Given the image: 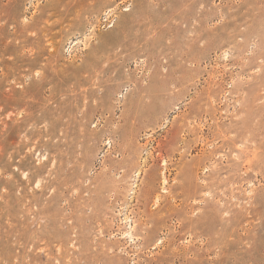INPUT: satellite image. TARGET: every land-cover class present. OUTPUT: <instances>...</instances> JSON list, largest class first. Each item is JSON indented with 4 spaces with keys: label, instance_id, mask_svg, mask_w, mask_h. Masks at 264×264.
I'll return each instance as SVG.
<instances>
[{
    "label": "rangeland",
    "instance_id": "1",
    "mask_svg": "<svg viewBox=\"0 0 264 264\" xmlns=\"http://www.w3.org/2000/svg\"><path fill=\"white\" fill-rule=\"evenodd\" d=\"M0 264H264V0H0Z\"/></svg>",
    "mask_w": 264,
    "mask_h": 264
},
{
    "label": "built area",
    "instance_id": "2",
    "mask_svg": "<svg viewBox=\"0 0 264 264\" xmlns=\"http://www.w3.org/2000/svg\"><path fill=\"white\" fill-rule=\"evenodd\" d=\"M110 17H111V16H110V13L107 14V15L105 16L104 22H109V21H110ZM109 26H112V23H110Z\"/></svg>",
    "mask_w": 264,
    "mask_h": 264
}]
</instances>
